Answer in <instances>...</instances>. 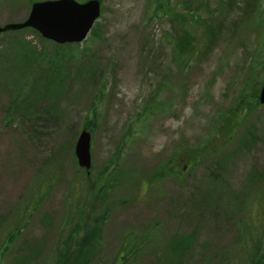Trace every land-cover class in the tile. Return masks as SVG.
Instances as JSON below:
<instances>
[{
  "label": "rangeland",
  "instance_id": "374dc122",
  "mask_svg": "<svg viewBox=\"0 0 264 264\" xmlns=\"http://www.w3.org/2000/svg\"><path fill=\"white\" fill-rule=\"evenodd\" d=\"M30 1L0 0V26L24 21ZM255 2L245 13V0L219 7L218 0H169L171 12L185 16L193 46L175 60L170 14L156 0H102L86 39L69 47L29 30L0 34V264H43L65 217L74 208L88 212V183L74 155L83 129L91 136L90 178L114 160L123 179L107 201L104 258L96 264L112 261L128 234L137 246L148 235L140 264H159L171 241L173 264L248 262L239 249L250 229L264 264V104L229 116L264 82V0ZM28 44L42 53L37 63L26 57ZM54 62L62 70L51 82ZM26 76L34 84L23 86ZM206 140L211 156L191 163L187 149ZM175 155V175L145 186Z\"/></svg>",
  "mask_w": 264,
  "mask_h": 264
},
{
  "label": "trees",
  "instance_id": "16d2710c",
  "mask_svg": "<svg viewBox=\"0 0 264 264\" xmlns=\"http://www.w3.org/2000/svg\"><path fill=\"white\" fill-rule=\"evenodd\" d=\"M100 2L102 0H99ZM223 0H218L219 7L221 5ZM30 2H33L31 0ZM232 1H230L231 3ZM157 8L162 13H169V21L171 22V31L169 32V38H170V45L172 49V59H178L185 55L187 51H190L193 46L191 44V37L189 36L186 28H185V16L181 15L178 12H171L170 3L169 0H156ZM232 4V3H231ZM214 8L212 13H216L218 11V8ZM256 8V2L255 0H245V8L243 11L245 13L249 11H253ZM194 11L190 12L193 13ZM247 16V14H246ZM209 20L211 22H214V19L212 16H208ZM244 18V17H243ZM248 18V16H247ZM242 19V18H240ZM240 19L236 22H231V25L233 27L237 26ZM255 25L256 28H258V20L256 22L252 23ZM211 25L207 24L208 31L211 29ZM23 30H29L34 32L38 39L41 41H44L35 31L32 29H23ZM20 30V31H23ZM1 34V33H0ZM264 38V36H263ZM49 42V41H47ZM53 46L63 48V47H69L70 44L65 45H57L52 42H49ZM208 45V44H207ZM206 45V47H207ZM260 43H259V50L258 55H260ZM63 57L56 59V63H60L64 59V55L62 53H59L57 57ZM27 59L32 61L33 63H37L34 60H40L42 58V53L40 50H38L35 46H32L31 44L27 45ZM64 68V67H62ZM61 67H57L55 65V62L53 64L49 65V69L47 70L48 76L51 82L58 81L59 80V74L61 72ZM65 71V68H64ZM23 86H31L34 84V80L30 79L29 76H26L23 80ZM104 90V87L102 88V91ZM258 89L255 90L251 95H244L241 96L240 102H237L235 104V108L232 110V114L229 116H232L235 114L236 110H239L243 108V106H246V112L244 115L249 114L251 110L255 107H257L258 104ZM243 111V110H242ZM149 113H154L153 111H149ZM221 117V116H220ZM226 117V115L222 116L221 118ZM218 125L215 128H219V120L217 121ZM214 140V138H213ZM212 142V141H211ZM210 141L206 140L205 142H202L201 144H197L196 146H193L190 149H187L188 152L192 155V162L200 161L204 158L210 157V154H205L207 150H205L207 144H209ZM177 155H175V158L170 160L169 164H166L162 169H159V171L153 173L150 178H147L144 182L145 186H147L152 180L159 179V178H165L167 176L175 175L174 174V161H176ZM118 161H111V168L109 171H107V168L102 170L101 172H98L97 175L94 177V179L90 178V172L88 173L85 170H82L85 173V178L87 179L88 183V192L90 194L91 202L89 206L88 212H85L83 210H79L77 208H74L73 214H69L70 217L67 215L65 219L63 220L61 227H60V233H59V239L57 241V244L54 245L53 250L51 251L50 255L48 256V259L43 262V264H96L97 260L103 259V227L105 224V221L109 215V206L107 205V201L112 197L114 188L117 185H121L122 177L121 172H118V168L116 165H118ZM115 165V166H114ZM78 170H81L78 167ZM108 176V178H107ZM106 177V178H105ZM48 181V180H47ZM47 181L45 180L44 185L46 188ZM46 193V190H42L37 195V198L35 202L33 203V209H35L44 194ZM258 207L259 210L261 208H264V204L258 201ZM255 212V210H254ZM256 214L251 217V220L253 221L256 219ZM73 217V219H70ZM262 223H264V215L262 219ZM257 222V221H256ZM72 224V228H69V225ZM249 230L247 233H243L244 239L243 244L239 249V254H241L245 259L248 260V262L241 261L240 259H237L235 262L236 264H262L261 259L263 257V254H257L258 253V247L261 244L257 230L254 231ZM264 230V227H263ZM18 229H13L10 231V233L5 238V248L7 249L12 243L17 235ZM129 235V234H128ZM126 236V238L128 237ZM124 239L123 244L119 251L115 254L112 261L107 262L106 264H140V257L144 254L146 251L147 245L149 240L148 235L145 234L144 236H140V244L137 246L130 241L127 243V239ZM191 241V237H187V239L182 240V244H185L187 242ZM132 243V245H131ZM181 244V245H182ZM171 246L170 249H168V254L166 256H163L159 264H173L174 263V256L178 255V252L176 250L177 242L171 241L169 243ZM180 254V253H179ZM1 255V259H2ZM230 264L232 262L226 261L225 264Z\"/></svg>",
  "mask_w": 264,
  "mask_h": 264
},
{
  "label": "water",
  "instance_id": "95a60500",
  "mask_svg": "<svg viewBox=\"0 0 264 264\" xmlns=\"http://www.w3.org/2000/svg\"><path fill=\"white\" fill-rule=\"evenodd\" d=\"M98 0L79 3L75 0H42L31 4L27 18L18 23L0 26V33L25 28L35 30L42 38L57 44L82 42L99 18ZM259 103L264 104V83L259 92ZM77 165L85 170L91 166L90 133L82 130L74 147Z\"/></svg>",
  "mask_w": 264,
  "mask_h": 264
}]
</instances>
